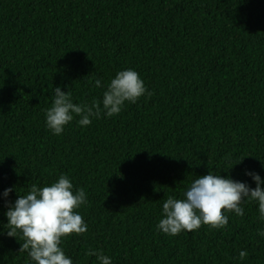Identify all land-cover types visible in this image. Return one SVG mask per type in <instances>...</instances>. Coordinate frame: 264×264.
<instances>
[{"label": "trees", "instance_id": "trees-1", "mask_svg": "<svg viewBox=\"0 0 264 264\" xmlns=\"http://www.w3.org/2000/svg\"><path fill=\"white\" fill-rule=\"evenodd\" d=\"M125 69L150 97L60 136L46 127L55 87L91 103ZM245 171L264 179V0H0V194L12 204L61 174L83 188L88 230L60 245L73 264H98L95 250L113 264H264L255 202L220 230L156 227L194 179L254 189ZM6 211L0 196V264H29Z\"/></svg>", "mask_w": 264, "mask_h": 264}, {"label": "clouds", "instance_id": "clouds-1", "mask_svg": "<svg viewBox=\"0 0 264 264\" xmlns=\"http://www.w3.org/2000/svg\"><path fill=\"white\" fill-rule=\"evenodd\" d=\"M92 86L102 88L101 79H95ZM151 95L139 73L133 69L117 72L103 91L102 100L91 103H74L71 93L57 86L52 104L45 112L46 127L53 135L60 136L75 117H79L81 127L90 126L93 119H100L102 115L107 118L117 116L126 104H136L141 97ZM244 175L255 183L254 189L246 182L213 172L194 179L182 198L169 195L163 202V218L156 225L157 230L170 236L192 233L201 226L220 230L228 225V213L244 215L242 204L246 202L257 203L260 218L264 220V188L261 187L264 179L251 171H245ZM12 191V188H6L0 194L7 207V235L12 238L19 235L23 239L20 251L27 252L29 264H73L60 245L70 236H81L88 230L78 211L88 204L86 191L74 189L64 174L50 185L38 187L32 184L26 194L18 195L14 203L8 204L7 198ZM259 234L264 236V231ZM87 255L96 257L98 264H113L112 258L100 250L89 251ZM246 256V251L239 252L240 258Z\"/></svg>", "mask_w": 264, "mask_h": 264}]
</instances>
